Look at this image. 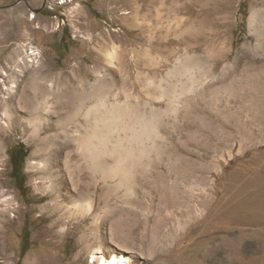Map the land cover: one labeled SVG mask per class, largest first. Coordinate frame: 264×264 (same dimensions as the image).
Wrapping results in <instances>:
<instances>
[{
	"label": "rangeland",
	"instance_id": "1",
	"mask_svg": "<svg viewBox=\"0 0 264 264\" xmlns=\"http://www.w3.org/2000/svg\"><path fill=\"white\" fill-rule=\"evenodd\" d=\"M55 1L0 0V95L10 84L5 72L17 68L22 46L25 56L31 45L39 49L40 65L49 63L70 76L69 86L75 88L94 83L95 70L109 73L114 82L105 80L101 86L110 98L117 89L143 95L149 76H165L177 55L189 53L202 71L221 76L215 82L222 85L217 89L221 116H229L230 122L213 133L218 122L209 113L208 88L199 105L204 110L198 106L200 115H189L170 135L171 150L164 153L160 173L145 181L134 198L136 206L117 204L111 194L108 207L99 210L98 224L90 216L77 230L66 227L61 234L50 228L53 217L40 211L50 196L39 186L37 176L43 173L30 166L34 138L19 129L1 132L5 157L0 161V194L16 200L8 228L0 223V264H98L91 257L97 247L106 256L123 247L132 252V264H264V46L257 45L264 43V0ZM254 9L259 15L251 26ZM32 12L36 17L29 19ZM109 52H114L113 63L107 61ZM231 79L235 96L228 103L225 85ZM205 112L209 114L203 117ZM230 146L232 159L225 151ZM216 147L225 158L220 173L208 168ZM187 162L205 165V174L218 178L215 200L206 199L205 222L186 238L172 225L187 212L171 206L168 216L165 201H174L173 184L182 187L174 183L175 176ZM148 210L150 219L143 214ZM81 236L88 243L80 244ZM177 236L185 240L180 248L152 244L155 238Z\"/></svg>",
	"mask_w": 264,
	"mask_h": 264
},
{
	"label": "bare ground",
	"instance_id": "2",
	"mask_svg": "<svg viewBox=\"0 0 264 264\" xmlns=\"http://www.w3.org/2000/svg\"><path fill=\"white\" fill-rule=\"evenodd\" d=\"M72 1L56 0L53 3L62 5ZM32 13L29 19L36 17ZM258 15V11L254 9L250 17L251 26L257 22ZM18 20L23 19L20 16ZM258 44L264 46L260 41ZM29 49H32L31 54L25 56L23 53H26V48L22 46V55L14 62L17 68L10 74L5 72L4 79L10 81V84L5 93L0 95V134L19 129L34 138L35 149L30 166L43 173L37 176L39 186L49 194L50 200L40 206V211L53 217L50 228L54 234L65 232L63 229L66 227L77 230L90 216L98 224L102 217L99 210L101 207H108L111 194L116 197L117 204L136 206L134 198L138 191L146 187V180L160 171L158 166L165 159L164 153H167L170 145V135L178 130L189 115H200L198 108H201L199 105L205 99L208 88L211 89L209 94L212 101L208 112L218 122L212 127L213 133L230 122L229 116H221V95L219 96L217 89L222 85L215 84L221 76L211 71H202L192 62V54L185 53L172 59V67L167 69L165 76H159V79L149 76L148 82L141 88L143 95L140 94L141 91L137 94L134 89H123V94L117 89L110 98L101 86L105 80L114 82V77L109 73L95 70L97 79L94 83L89 82L75 88L73 85L69 86L70 76H65L49 63L40 65L39 49L32 45ZM113 53L107 54L109 63L114 61ZM170 56L166 57V61L170 60ZM27 67L32 70L26 71ZM225 69L226 67L223 68V73ZM21 76H27L23 84L19 82ZM225 93L229 103V99L235 96L232 79L225 85ZM120 94L123 96L120 97ZM208 112L202 116H207ZM232 148L230 146L225 150L230 159L234 157ZM215 151L208 168L220 173V160L224 158V154L217 147ZM0 153L1 161L5 157L1 145ZM194 162H187L182 174L175 171L177 175L174 183L180 182L182 187L173 184L174 201H165L168 203L165 209L168 216L173 211L171 206L187 212L184 220L174 217L172 225L174 232H180L186 238L205 222L208 206L206 199L215 200L218 178L205 174L206 166ZM169 164L170 162L167 165ZM167 179L166 182L170 181V178ZM15 200L13 196L0 194V223L4 229L8 228L9 221L12 220ZM102 204L104 205L101 206ZM149 213V210L143 212L147 219ZM216 214L214 212L213 217ZM162 223L164 227L169 225L165 220ZM182 237L177 236L170 241L155 238L152 239V244L157 247L171 245L180 248L185 241ZM84 241L85 238L81 236L79 243L86 244L89 240ZM119 248L120 251H113L106 256L102 247H97L91 255L92 261L98 264H132V252Z\"/></svg>",
	"mask_w": 264,
	"mask_h": 264
}]
</instances>
